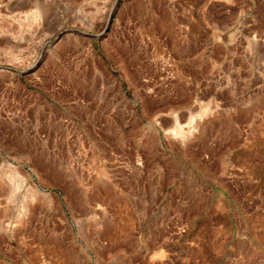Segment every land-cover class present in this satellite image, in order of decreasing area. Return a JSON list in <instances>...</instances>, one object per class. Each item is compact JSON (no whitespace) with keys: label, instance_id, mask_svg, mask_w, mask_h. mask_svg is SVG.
I'll return each instance as SVG.
<instances>
[{"label":"rangeland","instance_id":"1","mask_svg":"<svg viewBox=\"0 0 264 264\" xmlns=\"http://www.w3.org/2000/svg\"><path fill=\"white\" fill-rule=\"evenodd\" d=\"M11 1L0 264H264V0Z\"/></svg>","mask_w":264,"mask_h":264},{"label":"bare ground","instance_id":"2","mask_svg":"<svg viewBox=\"0 0 264 264\" xmlns=\"http://www.w3.org/2000/svg\"><path fill=\"white\" fill-rule=\"evenodd\" d=\"M31 1V0H30ZM28 2L27 0L26 1H23V0H17L15 2H8L7 3V9L9 11L8 13V17H16L18 19L22 18V17H26V16H38V14H36L35 12H28V13H25V10H27L30 6L32 8L36 7L35 9H37L38 11H40V16H41V11H44L46 12L45 10L42 9V7L36 2V1H32V3L34 2V4L32 5L31 2ZM47 10V13H48V9ZM37 11V12H38ZM27 12V11H26ZM43 13V12H42ZM0 17H6L4 16L1 11H0Z\"/></svg>","mask_w":264,"mask_h":264}]
</instances>
